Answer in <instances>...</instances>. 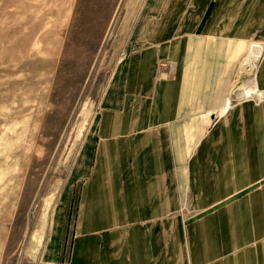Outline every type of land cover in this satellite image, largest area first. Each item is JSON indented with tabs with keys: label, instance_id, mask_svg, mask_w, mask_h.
<instances>
[{
	"label": "crops",
	"instance_id": "1",
	"mask_svg": "<svg viewBox=\"0 0 264 264\" xmlns=\"http://www.w3.org/2000/svg\"><path fill=\"white\" fill-rule=\"evenodd\" d=\"M157 13L100 114L57 262L264 264V51L254 94L231 92L264 46V0H162Z\"/></svg>",
	"mask_w": 264,
	"mask_h": 264
},
{
	"label": "rangeland",
	"instance_id": "2",
	"mask_svg": "<svg viewBox=\"0 0 264 264\" xmlns=\"http://www.w3.org/2000/svg\"><path fill=\"white\" fill-rule=\"evenodd\" d=\"M161 1L0 0V264H59L100 114Z\"/></svg>",
	"mask_w": 264,
	"mask_h": 264
},
{
	"label": "bare ground",
	"instance_id": "3",
	"mask_svg": "<svg viewBox=\"0 0 264 264\" xmlns=\"http://www.w3.org/2000/svg\"><path fill=\"white\" fill-rule=\"evenodd\" d=\"M249 57H246L244 59V62L240 65L239 71L240 73L238 74H243L248 76L247 81L245 84L237 89V96L236 99L241 100V99H246L250 98L254 94L255 91V73L258 67V61L262 57L263 51H264V46L263 45H258V44H252L249 47ZM252 56H256L255 58ZM236 82V81H235ZM234 82V83H235ZM236 89L234 92L236 93ZM238 97V98H237Z\"/></svg>",
	"mask_w": 264,
	"mask_h": 264
}]
</instances>
